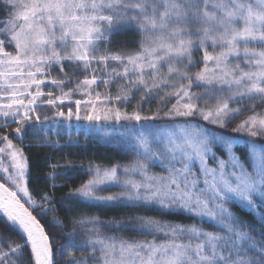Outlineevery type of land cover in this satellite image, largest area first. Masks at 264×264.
Wrapping results in <instances>:
<instances>
[{
    "label": "snow or ice",
    "instance_id": "snow-or-ice-1",
    "mask_svg": "<svg viewBox=\"0 0 264 264\" xmlns=\"http://www.w3.org/2000/svg\"><path fill=\"white\" fill-rule=\"evenodd\" d=\"M0 11V223L21 241L0 233V264H264V0H0ZM127 30L140 35L137 46L111 50V36ZM73 121L86 133L115 132L137 159L89 164L90 179L66 199L185 214L221 231L139 211L119 221L80 216L57 247L38 219L57 211L54 197L41 193L37 204L29 158L7 129L15 124L23 142L32 128L43 135L38 146L55 148L60 142L48 133L71 140ZM47 167L54 180L84 166ZM108 187L119 191L102 195ZM234 200L259 228L228 208ZM103 227L153 239L106 235Z\"/></svg>",
    "mask_w": 264,
    "mask_h": 264
},
{
    "label": "trees",
    "instance_id": "trees-1",
    "mask_svg": "<svg viewBox=\"0 0 264 264\" xmlns=\"http://www.w3.org/2000/svg\"><path fill=\"white\" fill-rule=\"evenodd\" d=\"M5 19L4 12L0 11V21ZM141 39L140 35L135 30H127L116 32L111 36V50L116 51L118 49H134L138 42ZM103 47V46H102ZM211 50V49H209ZM199 59V54L196 56ZM193 72L198 71V69H192ZM53 75H56L53 72ZM48 88H45L47 91ZM202 89L193 88L192 91L199 92ZM113 94L116 92V88H112ZM74 107V106H73ZM157 107L156 102L154 101L151 105V108L154 110ZM131 111V107L128 109ZM145 111H148V108L145 107ZM43 110H41V115H43ZM50 114V113H49ZM243 117L239 118L242 119ZM239 119L235 123L239 122ZM234 126V125H233ZM16 127L15 124L11 128L7 129V132L10 134V138L13 139V143L24 149L25 154L29 158L30 163V176L28 178V186L32 192L33 198L39 204L42 203L40 200V194L47 192L53 195L54 199L52 203L54 204L57 211H49L47 215L40 216L38 219L41 220V223L45 226L46 230L56 239L57 247L61 243H65L64 234L72 231L71 220L70 218H79L80 216H98L100 220L108 221L115 218L119 221L121 218H124L126 215L136 213L139 211L141 215H153L158 218L176 222L180 224L190 225L197 223L198 226L206 231L220 232V228L214 227L211 222H204L202 225L199 222L190 216L185 214H170L163 217H159L157 213L154 212H144L143 210H135L128 208H117V207H104V206H90L88 204L82 203L79 200L66 199L67 194L70 190L79 187L83 182H86L90 179V176L87 174L85 169H87L89 164L100 165L102 167H111L113 165L119 164L121 166L134 162L137 157L131 151L125 150L123 147L112 145L116 141H95L94 139L87 138L83 139L82 134L79 137L72 136V140H77L72 144H64L66 142V133H62L60 136H57L53 133H48L49 138L55 142L59 140V145L55 148L53 147H41L38 146L43 142V135L35 133L32 128H28L24 134L23 142L15 138L13 129ZM231 131V127L228 129ZM5 129L0 128V134L4 133ZM259 143H264V141H258ZM238 151H243V148H238ZM73 163L76 165H83V168H76L75 170L69 172L66 175H57L54 180H49L47 178L50 169L47 167L49 163ZM211 164V160H210ZM59 172H64V168L58 169ZM62 185V187H57L55 189L51 188V184ZM115 191H119L118 188L113 187ZM228 208L236 214L241 220L246 221L256 228H259L254 216L251 214L249 209L243 210L238 208L234 203L227 205ZM39 209L34 210V214H37ZM53 219H60L64 222L67 227H53ZM101 231L106 235H115L118 237H123L129 240H152L153 236L144 235L138 232L132 231H115L109 227L101 228ZM0 233H3V240H14L16 242H21L20 237L16 232L11 231L4 227L0 223ZM78 241L83 240L84 236L80 234L79 230L75 237ZM164 239L163 236H157V242H160ZM76 256L87 255V253H82L77 251Z\"/></svg>",
    "mask_w": 264,
    "mask_h": 264
},
{
    "label": "rangeland",
    "instance_id": "rangeland-1",
    "mask_svg": "<svg viewBox=\"0 0 264 264\" xmlns=\"http://www.w3.org/2000/svg\"><path fill=\"white\" fill-rule=\"evenodd\" d=\"M97 90L103 92V91H104V86H103V85H100V86L97 88ZM73 123H74L73 126H75L76 122L73 121ZM80 123L83 124L84 122H80ZM81 130H82V128H80L79 130H77L75 127H73L72 133L79 134V133L81 132ZM109 131H113V130L109 129ZM66 135H68V134L66 133ZM84 135H85V137H87V136L89 135V133H86V132L84 131ZM115 135H116L115 132H113V134L110 135V136H103V135H96V134H94V138H93V139H94L95 141H103V142H107L108 140H113V139L115 138ZM116 137H117V139H118L120 145L123 146L122 141H121V138H120L118 135H116ZM120 145H119V146H120ZM208 163H209V165L215 167V164L213 163L212 160H211V164H210V160L208 161ZM156 169H157V170H152V169H150V172H152V173H157V174H163V170H162L159 166H156ZM134 178H135V179H140L139 176L134 177ZM231 203H234V204H235L238 208H240V209L247 210V208H245V207L243 206V204L239 203L238 201H235V200H234V201L231 202ZM37 204H38V203H37Z\"/></svg>",
    "mask_w": 264,
    "mask_h": 264
},
{
    "label": "bare ground",
    "instance_id": "bare-ground-1",
    "mask_svg": "<svg viewBox=\"0 0 264 264\" xmlns=\"http://www.w3.org/2000/svg\"><path fill=\"white\" fill-rule=\"evenodd\" d=\"M74 124V123H73ZM75 127V126H74ZM84 129L82 128V130H81V132L79 133V134H76V133H72V136H74L75 138L76 137H79V135L80 134H82V137H83V139H87V138H91V139H93L94 138V134L93 133H89V135L87 136V137H85V135H84ZM66 142L64 143V144H72L73 142H75V141H77V140H69V137H68V135L66 136ZM108 141H116L115 143H113L112 145H114V146H119L120 145V143H119V141H118V139H117V137H116V135H115V138L113 139V140H108ZM242 143V142H241ZM120 147H123L122 145H120ZM124 148V147H123ZM125 149V148H124ZM125 150H127V149H125ZM133 153V152H132ZM150 169H152V170H157L156 169V166H151L150 167ZM114 192H116L115 191V189L113 188V187H108V188H106L105 189V191H103L101 194L102 195H108V194H112V193H114ZM38 203V202H37ZM39 204V203H38ZM27 206V205H26Z\"/></svg>",
    "mask_w": 264,
    "mask_h": 264
}]
</instances>
